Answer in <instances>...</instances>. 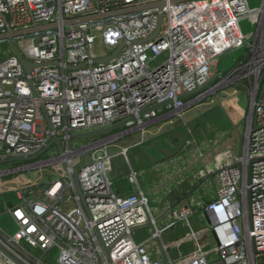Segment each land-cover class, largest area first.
<instances>
[{
    "label": "built area",
    "instance_id": "1",
    "mask_svg": "<svg viewBox=\"0 0 264 264\" xmlns=\"http://www.w3.org/2000/svg\"><path fill=\"white\" fill-rule=\"evenodd\" d=\"M160 1L170 0H0V34L58 25L14 40L30 72L8 42H0V163L36 156L57 136L67 148L50 163L66 164L69 178L18 190L17 203L6 208L16 231L0 228V264H47L56 250L57 264H264V0L257 9L248 0H194L64 26L98 12ZM247 18L258 20L251 41L240 29ZM99 41L109 52L106 58L94 54ZM241 47L245 59L229 74L216 76L213 87L196 98H184L214 79L218 58ZM229 85L241 88L249 105L242 155L226 151L218 157L220 184L213 201L201 208L217 243L206 250L191 225L198 210H183L178 220L190 229L196 248L177 262L163 240L177 221L157 226L150 197L132 168L127 181L135 192H116L109 146L163 116L183 122L211 90ZM121 123L120 133L90 146L98 147L77 170L73 156L81 150L72 151L71 136ZM64 153L69 156L62 160ZM41 165L0 168V179ZM147 224L151 235L137 243L134 229Z\"/></svg>",
    "mask_w": 264,
    "mask_h": 264
},
{
    "label": "crops",
    "instance_id": "2",
    "mask_svg": "<svg viewBox=\"0 0 264 264\" xmlns=\"http://www.w3.org/2000/svg\"><path fill=\"white\" fill-rule=\"evenodd\" d=\"M191 109L185 113L183 122L178 118L163 116L145 130L120 138L118 140L121 142L118 146L119 151L111 156L112 164L115 158L123 164L121 171L117 170V173L111 176L114 177L111 180L115 183L118 194L129 195L135 192L127 181L132 168L139 174L141 189L148 195H152L154 202L157 203L154 211L157 226L165 228L177 221L174 227L163 233V240L169 246L171 257L177 262L189 259L196 248V242L188 236L190 229L183 221L178 220L180 213L186 209H201L213 201L216 187L220 184L218 157L226 151L237 156L241 146V136L244 134V130L238 128L230 133L223 131L213 124V121L208 118V113L196 114L191 112ZM182 126L187 127V132ZM105 136L107 135L99 137ZM177 139L179 141H176ZM188 139L189 142L184 147ZM200 142L202 146H199ZM192 143L197 145L196 154L191 151ZM181 149L183 150L177 157L161 162L164 159V152L171 157ZM212 150H214V155H209L205 159V168L202 164H197L199 158L206 156ZM193 166L195 167L192 171L177 178L179 174L188 171ZM8 177L0 179V187L4 189V192L10 193L18 191L21 187L35 186L32 183L28 186L30 182L25 181V178L19 180L8 179ZM166 184L169 185L163 188ZM187 196L189 198L185 199ZM17 201L18 197L5 201L4 208L14 206ZM196 215L197 213L192 217ZM9 219L12 220L10 216ZM194 222L197 227L194 231L201 245L206 250L213 249L217 239L209 229V216L202 213L199 221ZM200 222L205 223L204 226L200 227ZM145 229H148L151 235L152 226L149 224L134 229L133 234ZM151 251L153 256L157 257L155 246L151 247Z\"/></svg>",
    "mask_w": 264,
    "mask_h": 264
},
{
    "label": "rangeland",
    "instance_id": "3",
    "mask_svg": "<svg viewBox=\"0 0 264 264\" xmlns=\"http://www.w3.org/2000/svg\"><path fill=\"white\" fill-rule=\"evenodd\" d=\"M263 0H248V5L250 9H257L262 7ZM258 28V20L252 19H243L240 22V29L244 36V38L248 41H251L255 35V32ZM6 44V43H5ZM3 44V45H5ZM247 50L246 47H241L235 50H231L230 52L226 53L224 56L218 58L214 65L215 69L213 72V77L223 74H229L241 61L245 59ZM94 54L99 58H106L109 54L103 46L101 45L100 41L94 47ZM206 92V91H205ZM248 96L247 94L238 86L229 85L225 90H211L208 94V97L205 98L200 104L193 107L191 112L193 113H202L207 114L208 118L213 121L217 127L221 128L223 131L232 132L236 128L245 130V117L248 110ZM197 126V125H196ZM195 126V127H196ZM194 127V128H195ZM182 128L187 132V127L182 126ZM117 131L114 134L120 133ZM113 135V134H111ZM108 137V136H107ZM106 138L105 137H92V138H83V139H71L70 147L72 151L81 150V156H73V164L77 170L81 168L84 164L91 161L94 152L97 150L98 146H94L90 148V146L97 141ZM121 144L120 141H117L109 146V153L112 156L115 152L119 151L118 146ZM63 150H66L67 144L64 141L62 143ZM2 151H0V155H2ZM60 157L59 149L57 146H53L48 152H46L38 161L42 162L41 166L33 168L27 171H17L14 174L10 175L8 179H19L25 178L31 186L32 184L35 186L46 185L48 184L49 179H65L68 178V174L62 165V161H55L50 163V160H54ZM35 163V162H33ZM32 164V162H15V163H5L1 164V170L13 169V168H21L25 165ZM122 163L119 159L115 158L112 164L113 172L112 174L121 171ZM18 169V168H17ZM69 179V178H68ZM32 183V184H31ZM115 185V183H114ZM116 189V187H115ZM18 191H12L10 193L4 192V189L0 187V228L5 230L8 234H13L16 231V227L11 219H9V215L6 214V209L4 208V202L7 200L17 198ZM150 197V207L153 209V213L157 208V203L154 202L152 195ZM198 213L196 216L191 217V223L193 226V230H197L194 221H199L200 216L202 215V210L197 208ZM6 214V215H5ZM155 215V213H154ZM205 224V223H204ZM203 223L200 222L199 226H204ZM149 230L145 229L142 231H136L133 236L137 243H140L147 238H149ZM59 252L56 250L50 254L47 258V264H57V257Z\"/></svg>",
    "mask_w": 264,
    "mask_h": 264
},
{
    "label": "water",
    "instance_id": "4",
    "mask_svg": "<svg viewBox=\"0 0 264 264\" xmlns=\"http://www.w3.org/2000/svg\"><path fill=\"white\" fill-rule=\"evenodd\" d=\"M189 1H194V0H170L169 2L160 1V2H155V3L135 6V7L124 8V9H120V10H115V11H111V12H107V13L98 12L97 14H94L91 16L66 21V22H64V26L77 25V24H82V23H90V22H95V21H102V20H107V19L116 18L119 16H124V15H128V14L138 13V12H142V11H146V10H152V9L162 10L168 4L176 5V4H180L183 2H189ZM57 28H58V25L53 24V25H49V26H45V27H34L31 29L20 30V31L8 30L5 34H0V42H8L10 48L13 51V56L17 57L20 60L21 64L27 69V71L30 72V69L32 68V66L20 56V54L18 53V51L15 48L14 40L16 38H19V37H26V36L32 35L34 33L42 32V31H46V30L57 29ZM159 31H160V29L156 32V34L153 37H156L157 34L159 33ZM216 81H217V79L214 78L204 88L200 89L199 91H197L193 94L184 96V98L196 97V96L201 95L205 91L210 90L213 87V85L216 83ZM123 126H124V124L121 123V124H117V125L111 126L109 128L103 129V130H97V131H92V132L75 134V135L71 136V139H83V138H92V137H97V136H102V135H108V134H111V133L121 129ZM62 141H63V138L56 136L50 142L48 147L44 151H42L40 154L33 156V157L13 158V159H10L8 161L1 162L0 164L15 163V162H36L46 152H48L53 146H57L59 149V153L62 154L63 153ZM176 141H179V139H177ZM188 142H189V139L185 142L184 147L186 146V144ZM242 144H243V136H241V146H240V150H239V154H238L239 156L242 155ZM202 145L203 144L200 142L199 146H202ZM196 149H197V145L192 143L191 144V151L194 154H196ZM182 150L183 149H181L179 152H177L175 155H173L171 157L167 155V152H164V159L161 162L162 163L167 162L168 160L177 157L181 153ZM209 155H214V150L210 151L206 156H202L201 158H199L197 164H202L205 168L206 166L204 164V161ZM63 166H64L65 170L68 169L66 164H64ZM195 166L191 167L188 171H185V172L179 174L177 176V178L183 176L184 174H186L189 171H192ZM74 181H75L76 190H77L80 198L83 200L84 196H83L81 188H80L77 172H74ZM168 185L169 184L164 185L163 188H165ZM187 198H189V196L185 197V199H187ZM149 225H151V224H149ZM107 253L109 254V251Z\"/></svg>",
    "mask_w": 264,
    "mask_h": 264
},
{
    "label": "bare ground",
    "instance_id": "5",
    "mask_svg": "<svg viewBox=\"0 0 264 264\" xmlns=\"http://www.w3.org/2000/svg\"><path fill=\"white\" fill-rule=\"evenodd\" d=\"M68 156H69V153H64V155L62 156V160H64V159H66V158H68Z\"/></svg>",
    "mask_w": 264,
    "mask_h": 264
}]
</instances>
